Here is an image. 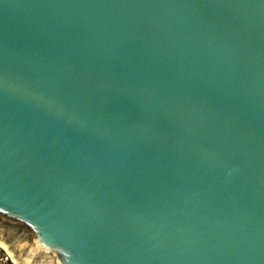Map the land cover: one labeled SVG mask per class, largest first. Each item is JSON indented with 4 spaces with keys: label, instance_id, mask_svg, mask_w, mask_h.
Instances as JSON below:
<instances>
[{
    "label": "water",
    "instance_id": "1",
    "mask_svg": "<svg viewBox=\"0 0 264 264\" xmlns=\"http://www.w3.org/2000/svg\"><path fill=\"white\" fill-rule=\"evenodd\" d=\"M0 245L264 264V0H0Z\"/></svg>",
    "mask_w": 264,
    "mask_h": 264
},
{
    "label": "built area",
    "instance_id": "2",
    "mask_svg": "<svg viewBox=\"0 0 264 264\" xmlns=\"http://www.w3.org/2000/svg\"><path fill=\"white\" fill-rule=\"evenodd\" d=\"M10 255L11 254L2 245H0V264H14Z\"/></svg>",
    "mask_w": 264,
    "mask_h": 264
},
{
    "label": "bare ground",
    "instance_id": "3",
    "mask_svg": "<svg viewBox=\"0 0 264 264\" xmlns=\"http://www.w3.org/2000/svg\"><path fill=\"white\" fill-rule=\"evenodd\" d=\"M4 248H6L5 246H3Z\"/></svg>",
    "mask_w": 264,
    "mask_h": 264
}]
</instances>
